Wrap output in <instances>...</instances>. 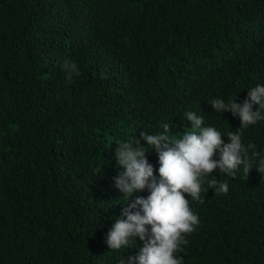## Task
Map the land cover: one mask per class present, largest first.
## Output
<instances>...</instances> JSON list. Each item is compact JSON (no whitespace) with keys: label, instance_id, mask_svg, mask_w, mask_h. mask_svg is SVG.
Returning a JSON list of instances; mask_svg holds the SVG:
<instances>
[{"label":"trees","instance_id":"obj_1","mask_svg":"<svg viewBox=\"0 0 264 264\" xmlns=\"http://www.w3.org/2000/svg\"><path fill=\"white\" fill-rule=\"evenodd\" d=\"M258 84L264 0H0V264H121L138 254L139 237L119 250L106 243L126 219L117 144L165 123L181 137L191 111L225 143L240 131L256 145L251 159L264 158V120L239 129L238 117L210 104H242ZM258 166L248 177L242 166L235 178L219 169L202 177L204 189L226 181L227 194H185L199 224L176 253L183 264H264Z\"/></svg>","mask_w":264,"mask_h":264},{"label":"clouds","instance_id":"obj_2","mask_svg":"<svg viewBox=\"0 0 264 264\" xmlns=\"http://www.w3.org/2000/svg\"><path fill=\"white\" fill-rule=\"evenodd\" d=\"M66 73L76 72L77 65L65 61ZM70 80L71 76H67ZM103 78V76H102ZM211 106L217 113L231 112L239 118V129L255 125L264 120V86L256 85L248 90L243 103H237L236 97L227 102L213 99ZM186 121L190 122L191 131H185L181 137L170 135V125H162L159 134L140 133V139L117 144L116 157L123 169L115 179V187L127 199L122 217L117 218L107 233L106 243L109 249L119 250L122 247H134L135 237L143 241L135 256L129 255L121 264H183V258L176 255L187 245L186 235L195 230L199 218L189 206L191 197L201 201L200 193L209 188L214 194H227L228 183L213 179L207 189L202 187V177L219 169L220 173L232 178L243 168L248 177L255 161L259 160L257 171L264 174V158L253 161L249 156L255 144L242 143L240 131L226 134L230 142L225 143L222 134L214 127L203 125V117L189 111ZM140 140L146 141V146ZM155 150L159 162V180L154 176L153 166L148 162L147 148ZM219 159H214L216 154ZM259 154L252 151V156ZM147 188V198L137 197L130 202L133 193ZM202 202V201H201Z\"/></svg>","mask_w":264,"mask_h":264}]
</instances>
